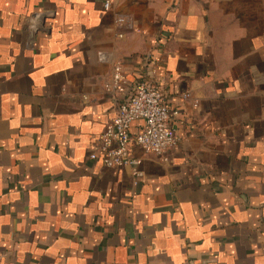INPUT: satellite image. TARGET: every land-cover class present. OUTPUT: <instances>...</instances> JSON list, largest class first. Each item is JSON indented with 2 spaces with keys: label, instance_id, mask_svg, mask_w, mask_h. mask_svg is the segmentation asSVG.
I'll use <instances>...</instances> for the list:
<instances>
[{
  "label": "crops",
  "instance_id": "1",
  "mask_svg": "<svg viewBox=\"0 0 264 264\" xmlns=\"http://www.w3.org/2000/svg\"><path fill=\"white\" fill-rule=\"evenodd\" d=\"M117 64L179 112L141 180ZM0 264H264V0H0Z\"/></svg>",
  "mask_w": 264,
  "mask_h": 264
},
{
  "label": "built area",
  "instance_id": "2",
  "mask_svg": "<svg viewBox=\"0 0 264 264\" xmlns=\"http://www.w3.org/2000/svg\"><path fill=\"white\" fill-rule=\"evenodd\" d=\"M109 8L108 2L105 9ZM123 22V19H119V23ZM107 87L126 94L127 98L118 106L116 117L102 134L100 145L92 153L91 160L107 168H131L135 178L141 180L144 174L140 162L133 155V147L167 160L168 152L178 144L171 118L172 115L178 116L179 112L170 110L165 95L153 82L144 79L131 82L126 78L121 64L115 65ZM185 98H189V95ZM137 121H142L143 127L134 135L132 126Z\"/></svg>",
  "mask_w": 264,
  "mask_h": 264
}]
</instances>
